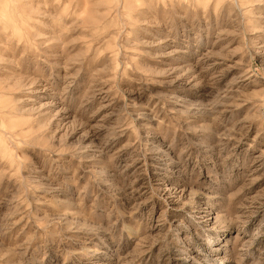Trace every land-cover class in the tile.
<instances>
[{"label":"rangeland","instance_id":"rangeland-1","mask_svg":"<svg viewBox=\"0 0 264 264\" xmlns=\"http://www.w3.org/2000/svg\"><path fill=\"white\" fill-rule=\"evenodd\" d=\"M0 264H264V0H0Z\"/></svg>","mask_w":264,"mask_h":264}]
</instances>
